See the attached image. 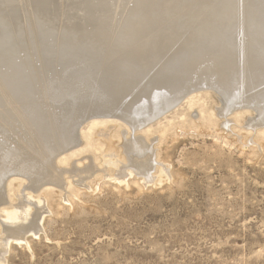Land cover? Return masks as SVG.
<instances>
[{"label":"bare ground","instance_id":"6f19581e","mask_svg":"<svg viewBox=\"0 0 264 264\" xmlns=\"http://www.w3.org/2000/svg\"><path fill=\"white\" fill-rule=\"evenodd\" d=\"M213 95L226 128L255 110L264 135V0H0V261L43 230L52 188L159 181L145 127Z\"/></svg>","mask_w":264,"mask_h":264},{"label":"rangeland","instance_id":"374dc122","mask_svg":"<svg viewBox=\"0 0 264 264\" xmlns=\"http://www.w3.org/2000/svg\"><path fill=\"white\" fill-rule=\"evenodd\" d=\"M217 99L198 102L208 110L199 115L181 101L145 127L167 166L159 181L92 176L70 202L52 188L63 195L48 199L43 230L0 264H264V135L250 134L255 110L244 130L226 128Z\"/></svg>","mask_w":264,"mask_h":264}]
</instances>
